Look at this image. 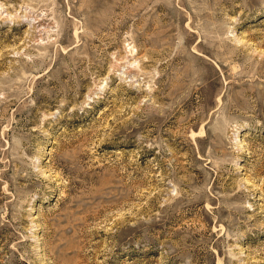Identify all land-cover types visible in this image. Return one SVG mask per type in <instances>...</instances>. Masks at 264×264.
<instances>
[{
	"label": "rangeland",
	"instance_id": "obj_1",
	"mask_svg": "<svg viewBox=\"0 0 264 264\" xmlns=\"http://www.w3.org/2000/svg\"><path fill=\"white\" fill-rule=\"evenodd\" d=\"M0 264H264V0H0Z\"/></svg>",
	"mask_w": 264,
	"mask_h": 264
}]
</instances>
